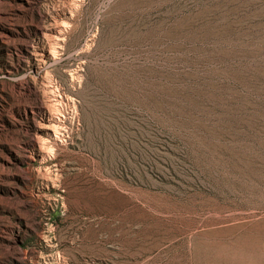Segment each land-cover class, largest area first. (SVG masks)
Segmentation results:
<instances>
[{
    "label": "rangeland",
    "instance_id": "obj_1",
    "mask_svg": "<svg viewBox=\"0 0 264 264\" xmlns=\"http://www.w3.org/2000/svg\"><path fill=\"white\" fill-rule=\"evenodd\" d=\"M0 264H264V0H0Z\"/></svg>",
    "mask_w": 264,
    "mask_h": 264
}]
</instances>
